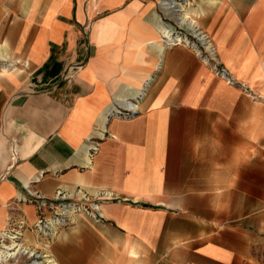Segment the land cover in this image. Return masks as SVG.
I'll list each match as a JSON object with an SVG mask.
<instances>
[{
	"label": "crops",
	"instance_id": "1",
	"mask_svg": "<svg viewBox=\"0 0 264 264\" xmlns=\"http://www.w3.org/2000/svg\"><path fill=\"white\" fill-rule=\"evenodd\" d=\"M180 15L238 84L164 44ZM149 81L136 117L108 119ZM10 138L32 152L0 185V233L17 214L37 221L16 202L29 190L114 197L101 220L80 213L59 231L57 264L252 262L244 247L264 233V0H0V148Z\"/></svg>",
	"mask_w": 264,
	"mask_h": 264
},
{
	"label": "built area",
	"instance_id": "2",
	"mask_svg": "<svg viewBox=\"0 0 264 264\" xmlns=\"http://www.w3.org/2000/svg\"><path fill=\"white\" fill-rule=\"evenodd\" d=\"M168 9L173 8L182 12L179 5L167 2ZM162 41L166 46L185 45L192 48L198 57L213 73L225 80L229 85L238 84L229 69L220 61L216 44L211 36L196 23L185 21L180 16L176 22L166 23L162 32ZM153 80V78H152ZM150 82H147L138 97L126 103L116 104L108 111V119H132L139 114V104L145 97ZM40 179H36V184ZM29 197H22L16 202L19 204H33L37 210V221L28 225L21 214L11 216L6 229L0 233V264H57L48 251L60 230L73 224L74 216L80 213L96 220H101L103 214L101 205L114 197L107 192L91 195L81 187L75 189H58L53 197H46L41 191H28ZM32 233L37 245L27 242V233Z\"/></svg>",
	"mask_w": 264,
	"mask_h": 264
},
{
	"label": "water",
	"instance_id": "3",
	"mask_svg": "<svg viewBox=\"0 0 264 264\" xmlns=\"http://www.w3.org/2000/svg\"><path fill=\"white\" fill-rule=\"evenodd\" d=\"M65 77V74L62 75L61 79L55 83V87L64 81ZM23 92L24 90L19 91L16 95ZM31 152L32 149L26 150V146L16 138L4 140L3 148H0V185L7 180L9 174L13 171L18 162L22 160L23 157L28 156Z\"/></svg>",
	"mask_w": 264,
	"mask_h": 264
},
{
	"label": "rangeland",
	"instance_id": "4",
	"mask_svg": "<svg viewBox=\"0 0 264 264\" xmlns=\"http://www.w3.org/2000/svg\"><path fill=\"white\" fill-rule=\"evenodd\" d=\"M244 250L248 253L250 250L253 254L252 262L246 264H264V233L261 231H256L252 235V244L251 246L246 245ZM26 259L22 260L20 264H25ZM8 264H13L9 262Z\"/></svg>",
	"mask_w": 264,
	"mask_h": 264
},
{
	"label": "bare ground",
	"instance_id": "5",
	"mask_svg": "<svg viewBox=\"0 0 264 264\" xmlns=\"http://www.w3.org/2000/svg\"><path fill=\"white\" fill-rule=\"evenodd\" d=\"M186 15V14H185ZM185 15H183V16H181L182 18H183V20H187V18H186V16ZM178 17V16H177ZM5 71H9V69L7 68V67H5Z\"/></svg>",
	"mask_w": 264,
	"mask_h": 264
}]
</instances>
